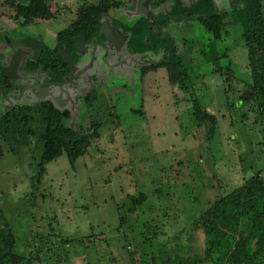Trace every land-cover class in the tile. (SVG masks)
Masks as SVG:
<instances>
[{"label": "rangeland", "instance_id": "374dc122", "mask_svg": "<svg viewBox=\"0 0 264 264\" xmlns=\"http://www.w3.org/2000/svg\"><path fill=\"white\" fill-rule=\"evenodd\" d=\"M100 1L50 0L55 16L27 26H19L13 9L2 1L0 51L8 60L13 46L26 49L21 34L53 47L56 34L78 20L85 4ZM114 1L122 4L112 15L137 19L139 0ZM6 35L15 41L6 43ZM176 35L184 43L190 92L171 83L166 67L144 77L131 66L96 72V81L65 106L70 113L65 123L87 135L92 136L94 122L100 123L74 167L63 153L46 164L34 188L39 141L27 132L18 140L0 136V208L15 233V252L26 257V264H62L53 232L72 240L71 264H215L205 253V233L195 223L246 179L257 173L264 179V126L247 87L252 69L241 27L229 19L214 46L217 65L205 56L212 35L200 22L188 21ZM29 51L31 57L34 49ZM228 65L235 76L214 71ZM91 89L98 99L88 106L80 96ZM193 99L217 117L214 129L195 119ZM38 124L37 119L30 128Z\"/></svg>", "mask_w": 264, "mask_h": 264}, {"label": "trees", "instance_id": "16d2710c", "mask_svg": "<svg viewBox=\"0 0 264 264\" xmlns=\"http://www.w3.org/2000/svg\"><path fill=\"white\" fill-rule=\"evenodd\" d=\"M7 3L14 11V20L22 25L35 24L37 20L48 21L55 14L51 10L50 0H0ZM240 1V0H235ZM154 6L158 5L151 0ZM121 2L114 0H101L97 4H85L78 13V20L60 30L56 35L55 45L49 46L41 38L35 35L25 36L21 34V40L34 48L33 56L26 60L20 69L26 73L33 71L46 72L55 79H63L70 71V66L60 56L59 52L66 49L68 54L77 58L76 41L83 38L86 42H92L94 37L104 39L100 32V23L103 17ZM196 14H200L196 16ZM1 15V5H0ZM195 17L203 25L206 31L212 35V49L206 58L217 65L220 55L215 50V43L223 39L225 32L224 18L219 13H214L212 0H198L191 5H179L174 1L170 9L163 14V21L169 23V18ZM231 19L242 30V38L245 41L249 53L251 66V82L247 83L249 94L253 93L260 111V122L264 126V0H242V6L233 7ZM168 18V20H167ZM151 16L141 15L133 22H118V27L128 35L127 48L130 52L142 54L147 51L167 54V62L161 64L166 67L171 83L179 89L190 92L188 86V70L186 59L178 48L174 46V39L167 35L162 37L160 31L156 32L157 23L151 21ZM192 19V18H190ZM159 27V26H158ZM1 35V34H0ZM4 41L13 40L10 36H2ZM5 56L0 51V101L11 91V81L5 78L1 69L4 66ZM61 71H60V70ZM144 68L142 74L147 70ZM155 69V67H153ZM58 70V75L56 74ZM218 73H227L235 76L231 65L225 69L218 67L214 70ZM248 94V95H249ZM98 99V92L92 90L84 96L86 105L91 106ZM192 114L200 125L212 123V129L217 125V117L203 108L198 100L193 99ZM70 118L68 111H62L50 100H43L34 104H22L9 111H3L0 115V136L6 140H18L28 135L35 137L41 146V158L39 173L33 180L36 188L41 178L46 173V164L66 153L68 160L74 167L78 158L87 152L90 139L97 134L100 123L94 122L91 131L92 136L87 135L77 126L67 125ZM39 121L37 127L31 123ZM264 136V128H263ZM3 154L0 146V157ZM144 201L146 197H139ZM0 219L4 220V214L0 208ZM0 227V264H26L27 259L15 252L17 239L9 222L4 220ZM205 233V253L215 264H264V179L257 173L244 184L232 192L223 195L213 202L195 223ZM52 236L59 242L58 250L62 257V264L70 263L68 246L71 239L64 238L56 232ZM197 263L198 261H189Z\"/></svg>", "mask_w": 264, "mask_h": 264}, {"label": "flooded vegetation", "instance_id": "af4514ba", "mask_svg": "<svg viewBox=\"0 0 264 264\" xmlns=\"http://www.w3.org/2000/svg\"><path fill=\"white\" fill-rule=\"evenodd\" d=\"M174 1H176L179 5L188 6L191 5L192 2L198 0H155V3L158 2L157 6H154L150 0L149 12L146 15L151 16L152 18L151 21H155V22H157L158 20L160 21V24L157 23L155 31L156 32L160 31L162 37H166L167 35L172 37L175 41L174 46H176L179 52L183 54L182 51H184V46L182 47L180 46L181 43L179 42V39L176 35L177 29L180 28L181 25L188 23V21L197 20L199 22V20L193 16L186 18L181 15V18H177V17L169 18V23H165L163 21L164 19L162 18L163 14H166V12L173 5ZM212 1L214 5V13H219L224 18V26L226 31L227 24L229 23V19H230V23L234 22L231 19L232 17L231 11L233 7L242 6V0L240 1L212 0ZM198 15L200 14H196V16ZM119 18L118 15L117 16L112 15L111 13L103 17L100 23V32H101L102 23L106 19H109L110 25L116 27V29L121 31L124 36H127L126 34L123 33V30L117 26L118 22L116 21H122V19ZM122 23H128V22L123 20ZM21 25L22 24L19 23V26ZM103 36L104 39H98L97 37H94L92 42H86L84 40V44L81 48L83 50H81V52L77 51L78 52L77 58L74 57L72 58L71 55L69 54V56L73 60L74 68L67 62L70 66V71L61 80L49 76L46 72L33 71L26 73L22 71L20 69L21 65L26 60L30 59L33 56L32 55L31 57H28V54L30 52L29 50H31V48L33 47L28 46L25 42L21 40V38H19L20 42L25 44L26 49L21 46L20 47L13 46L12 53L10 54L8 60H6V58L4 59L5 64L3 67L9 66L14 54L17 51H21L23 54L22 61L18 67L17 78L9 79L5 77L11 81H14V84H11V88H10L11 91H9L6 94V96L2 98V100L0 101V104H5V107L0 106V115L2 114L3 111H9L11 109L18 107L19 105H22L21 102L25 98L28 101L32 99L36 103L42 101V99H40L42 97L55 99L60 108H65L63 111H68L66 107L69 99L71 100V97L74 96V94H77V92L79 91L82 92L83 89L87 88L88 86H91V84H93L97 79V77L95 76L96 72H102L104 68L107 69L113 67H121L123 68L121 70H125L126 67L131 66L135 69H139L141 71V75L144 77L151 71V69H153V67H155V69L160 68L161 67L160 65L166 63L168 60L167 58L168 54L165 56L164 50H162L161 52L147 51L142 54H136L128 50L127 48L128 39L126 42L113 41L112 43H109L106 36L104 34ZM13 41L15 40L12 41L8 40L5 42L9 44L12 43ZM183 44L184 43H182L181 45ZM97 60H99L98 62L99 68L94 69V65ZM144 68H151V69L147 70V73L143 75L142 71L144 70ZM56 74L58 75V70H56ZM92 90L94 89H91L90 91ZM90 91H88V93ZM37 93H39V95H37ZM86 94L87 93L81 95L80 98L84 100V96ZM11 103H13V106L11 105Z\"/></svg>", "mask_w": 264, "mask_h": 264}, {"label": "water", "instance_id": "95a60500", "mask_svg": "<svg viewBox=\"0 0 264 264\" xmlns=\"http://www.w3.org/2000/svg\"><path fill=\"white\" fill-rule=\"evenodd\" d=\"M149 5H150V0H139L138 7H137L138 8V12H139L138 15L141 16V15L148 14ZM101 32L106 36V38L109 41V43H112L113 41L126 42L127 39H128V35L124 36L121 31L116 29V27L110 25L109 19H106L102 23ZM83 44H84V39L83 38H80V39H78L76 41L75 47H76V50L78 52H81V50H83V49H81ZM22 55L23 54H22L21 51H17L14 54L9 66H5V67L2 68L1 73H2V75L4 77H7L9 79L17 78L18 67H19V65H20V63L22 61ZM59 55L61 56V58H63L64 61L68 62L74 68L73 60L69 56V54H68L66 49L61 50ZM37 95H39V93H37ZM40 99H42V101L43 100H50L56 106V102L51 100L50 98L42 97ZM11 105L13 106V103H11ZM0 106L5 107V104H0ZM59 109L61 110L62 108H59Z\"/></svg>", "mask_w": 264, "mask_h": 264}]
</instances>
